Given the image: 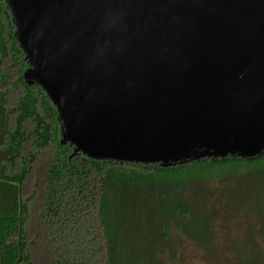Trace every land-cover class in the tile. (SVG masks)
I'll use <instances>...</instances> for the list:
<instances>
[{"label":"water","instance_id":"1","mask_svg":"<svg viewBox=\"0 0 264 264\" xmlns=\"http://www.w3.org/2000/svg\"><path fill=\"white\" fill-rule=\"evenodd\" d=\"M61 142L171 165L264 151V0H6Z\"/></svg>","mask_w":264,"mask_h":264},{"label":"trees","instance_id":"2","mask_svg":"<svg viewBox=\"0 0 264 264\" xmlns=\"http://www.w3.org/2000/svg\"><path fill=\"white\" fill-rule=\"evenodd\" d=\"M28 65L15 34L0 47V264H168L175 232L208 248L212 178L227 210L251 214L228 235L235 264H264V151L171 165L72 153Z\"/></svg>","mask_w":264,"mask_h":264},{"label":"rangeland","instance_id":"3","mask_svg":"<svg viewBox=\"0 0 264 264\" xmlns=\"http://www.w3.org/2000/svg\"><path fill=\"white\" fill-rule=\"evenodd\" d=\"M13 36L15 24L11 11L6 0H0V47L9 48ZM207 183L211 190L208 208L214 214L213 230L216 237L210 247L204 248L175 232L177 256L168 260V264H235V255L228 248V235L240 236L246 230L251 214L241 213L235 208L227 210L221 197L225 184L218 178H212ZM260 241L264 246V239L260 238Z\"/></svg>","mask_w":264,"mask_h":264}]
</instances>
